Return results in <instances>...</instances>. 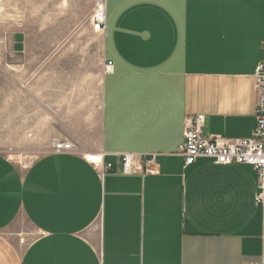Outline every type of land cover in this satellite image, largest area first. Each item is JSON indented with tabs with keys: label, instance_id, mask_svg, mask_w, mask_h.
<instances>
[{
	"label": "crops",
	"instance_id": "0c3cea01",
	"mask_svg": "<svg viewBox=\"0 0 264 264\" xmlns=\"http://www.w3.org/2000/svg\"><path fill=\"white\" fill-rule=\"evenodd\" d=\"M106 15L99 150L113 169L78 151L26 168L0 153V264H264L260 173L178 153L191 115L208 135L253 134L264 0H106ZM22 34L29 82L46 53ZM123 153L155 155L157 171L124 173Z\"/></svg>",
	"mask_w": 264,
	"mask_h": 264
},
{
	"label": "rangeland",
	"instance_id": "374dc122",
	"mask_svg": "<svg viewBox=\"0 0 264 264\" xmlns=\"http://www.w3.org/2000/svg\"><path fill=\"white\" fill-rule=\"evenodd\" d=\"M94 5L87 0H0V153L21 168L53 151L58 139L72 140L75 151L86 156L101 155L106 68L102 38L91 29ZM22 32L31 47H44L46 53L42 73L29 82L15 66L27 58L14 48ZM34 86L42 88L40 96L33 95ZM28 237L29 232L23 245Z\"/></svg>",
	"mask_w": 264,
	"mask_h": 264
},
{
	"label": "built area",
	"instance_id": "2783aa9c",
	"mask_svg": "<svg viewBox=\"0 0 264 264\" xmlns=\"http://www.w3.org/2000/svg\"><path fill=\"white\" fill-rule=\"evenodd\" d=\"M91 17L92 29L102 34L106 29V0H95ZM112 61L105 64L106 72L113 70ZM256 90L258 94L256 108V124L253 134L245 138H228L225 136L208 135L205 133L206 116L191 115L185 120L184 140L178 153L183 156L185 164L191 165L199 157L213 158L217 163L250 164L260 173L263 192L259 199L264 198V64H260L256 74ZM76 145L70 139H58L53 146L55 152L75 151ZM103 154L98 157L87 156L96 166L102 165ZM122 171L127 174L141 171L156 172L155 155L146 156L134 153L120 155ZM153 167H149V166ZM104 171L113 169L112 164L101 166Z\"/></svg>",
	"mask_w": 264,
	"mask_h": 264
},
{
	"label": "water",
	"instance_id": "95a60500",
	"mask_svg": "<svg viewBox=\"0 0 264 264\" xmlns=\"http://www.w3.org/2000/svg\"><path fill=\"white\" fill-rule=\"evenodd\" d=\"M23 40H24V35L22 33H17L15 36V41H16L15 49L17 51L23 50Z\"/></svg>",
	"mask_w": 264,
	"mask_h": 264
},
{
	"label": "bare ground",
	"instance_id": "6f19581e",
	"mask_svg": "<svg viewBox=\"0 0 264 264\" xmlns=\"http://www.w3.org/2000/svg\"><path fill=\"white\" fill-rule=\"evenodd\" d=\"M94 157H98V156H94Z\"/></svg>",
	"mask_w": 264,
	"mask_h": 264
}]
</instances>
